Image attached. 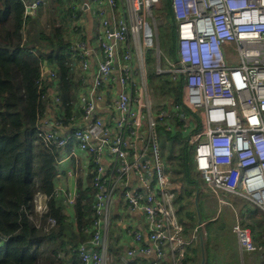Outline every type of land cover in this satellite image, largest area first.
<instances>
[{
	"label": "built area",
	"instance_id": "obj_1",
	"mask_svg": "<svg viewBox=\"0 0 264 264\" xmlns=\"http://www.w3.org/2000/svg\"><path fill=\"white\" fill-rule=\"evenodd\" d=\"M44 1L22 0L24 17L37 16ZM170 4L175 26L171 56L158 40L162 0H69L65 21L58 19L66 26L67 60L80 87L69 116L54 121L41 122L47 115L43 103L50 99L62 108L59 91L40 95L36 134L61 149L59 162L74 156L76 149L90 157L93 233L77 248L81 264L109 263L106 240L117 198L118 222L132 240L118 264H130L135 254L162 264L166 247L172 264H183L187 239L174 206L169 166L159 156L158 119L167 122L176 116L182 122L191 146L192 177L210 196L236 193L264 211V0ZM80 5L96 16L97 47L83 37ZM148 47H155V73L168 75L182 87L185 111L166 97L157 104L160 112L154 113ZM57 77L55 68L42 62L38 86L47 79L57 84ZM97 104L108 110L107 118L99 115ZM55 194L62 204L74 201L75 193ZM234 232L242 251L255 249L249 228L237 225Z\"/></svg>",
	"mask_w": 264,
	"mask_h": 264
},
{
	"label": "trees",
	"instance_id": "obj_2",
	"mask_svg": "<svg viewBox=\"0 0 264 264\" xmlns=\"http://www.w3.org/2000/svg\"><path fill=\"white\" fill-rule=\"evenodd\" d=\"M162 7L169 13L167 24L169 31H173L174 52L175 26L170 0H162ZM29 20L24 17L22 0H0V264H81L77 248L91 239L93 233L90 176H85V180L78 178L72 215L66 214L55 194L61 149L36 134L40 95L47 91L45 83L39 87L37 82L42 62L47 60L55 66L66 117L76 102L80 82L67 60L69 42L63 38L65 30L61 24L41 35L44 48L36 51L23 39ZM156 79V93L180 104L181 111H185L180 84L166 74L157 75ZM171 118L170 122L156 124L158 143L166 150L171 180L174 184L179 182L182 188L191 182L197 185L191 173V146L184 136L182 122L176 116ZM37 193L45 197L39 224L30 216ZM185 206L183 203L177 208L184 229L190 218V213L183 210ZM149 262L140 255L138 261L130 260V264Z\"/></svg>",
	"mask_w": 264,
	"mask_h": 264
},
{
	"label": "crops",
	"instance_id": "obj_3",
	"mask_svg": "<svg viewBox=\"0 0 264 264\" xmlns=\"http://www.w3.org/2000/svg\"><path fill=\"white\" fill-rule=\"evenodd\" d=\"M79 12L84 17L83 29L84 34L83 37L87 39L88 43L92 44L94 47H97V43L94 40L93 28L97 22L96 16H94L93 10L83 9V6H79ZM40 17L35 16L28 21L26 24V42H28V46L35 49L36 51H40L44 48L42 46V42L40 37L42 34H46L52 29V24L50 25V30L46 31L43 28V25L40 24ZM58 23V20L55 24ZM63 30L66 29V26H62ZM96 43V44H95ZM48 67L55 68L53 63L44 60ZM94 63L91 65L90 75H93ZM47 93L55 92L58 90V83L51 82L48 79L45 81ZM116 89H119L116 86ZM77 99H75L76 101ZM74 101V102H75ZM45 107V111L47 115H44L41 119L43 122L45 119L48 121L58 120L60 117L64 116V111L61 107L54 105L50 99H47L46 102L43 103ZM97 112L104 119L107 118L108 110L102 106V104H97L96 106ZM61 132L64 131V128L59 129ZM73 146V145H71ZM62 153V152H61ZM57 167V176H56V184L55 188L59 192H72L76 195L75 186H77V180L81 177L85 180V176H90V167L91 160L87 153L76 149V154L69 159L59 162ZM91 183V176H90ZM197 185L194 186L192 182L189 185H184L183 188L181 184H174V191L176 192V196L174 197V206L176 209V214L178 216V207H180L183 203H185V207H183L184 212L190 213V218L187 217L185 221H187V227L184 229V236L187 239V244L185 245V253H184V264H258V259L262 257L261 253H257L256 250L260 251L264 249V215L255 205L248 204L251 202L244 196H239L236 193L223 192V196H230L228 201L223 198V196H218L213 198L210 196L208 190L204 187L203 183L197 181ZM183 189V191H182ZM206 193L217 202L215 204L207 200L204 196ZM43 196V195H42ZM190 196H194L192 200H189ZM65 198V196H62ZM180 197H183L181 200ZM234 198H239L240 201L234 200ZM45 197L43 196V205ZM220 201H225V204H220ZM58 203L66 208L64 212L68 215H72V204H62L61 198L58 197ZM245 201L247 203L239 204V202ZM120 205V201L117 198L115 200V204L112 208V213L110 216V225H109V234L107 238V247H108V256L109 263L110 259L113 258L114 262L112 264H118L120 259V254L125 249L132 247V240L129 235H127L122 226L118 222L119 212L118 207ZM192 206V208L189 206ZM235 206L239 207V212L241 215L239 216L240 224L242 219L245 224L252 228L253 233L251 231L252 239L256 248L252 251H242L238 245L237 237L234 234L233 246L229 251L224 249V246L221 244L222 236L218 230L215 229L216 225L213 221L217 220V217L222 215L223 220H226V215H229L231 210L236 212ZM207 214L208 217L202 218L201 216ZM133 218L142 219L139 214H133ZM180 221V220H179ZM182 223V222H181ZM191 226H189V224ZM184 226V225H183ZM142 224L138 225V228H141ZM143 244H149L143 242ZM166 261L163 264H172L171 256L166 247ZM134 259L138 261L139 254H135ZM141 259H145L142 258Z\"/></svg>",
	"mask_w": 264,
	"mask_h": 264
},
{
	"label": "rangeland",
	"instance_id": "obj_4",
	"mask_svg": "<svg viewBox=\"0 0 264 264\" xmlns=\"http://www.w3.org/2000/svg\"><path fill=\"white\" fill-rule=\"evenodd\" d=\"M69 0H45L44 3L41 4V6L38 9V13L37 16L40 17V24L43 25V28L46 31H49L50 29V25L52 24V26L55 25L56 19L61 18V21H65V15L67 13L66 8L68 5ZM158 12H160L161 17L163 16L164 20L161 24H159L158 28H159V42L161 44V46L163 47L164 52L166 53L167 56H171L172 52H173V46L171 45L172 42V33L169 31L168 29V17H169V13L168 11H166L163 7L161 9L158 10ZM163 13H166L165 15ZM95 16V15H94ZM32 19V18H31ZM167 31H169V34H167ZM146 62H147V68H148V74H147V79H148V84L151 86L152 90V96L153 99L156 101V106L154 108V113L158 114L160 112V106L157 105L160 101L161 98H165V96H161L159 94H157L156 92V83H157V79L156 76L157 74L155 73V47H148L146 50ZM160 83H163L160 81ZM158 85V84H157ZM172 87H174V85H172ZM196 119V118H195ZM173 120V118L169 119V122ZM161 120H157V126H160V122ZM184 132V131H183ZM176 146V142L174 143ZM158 150H159V156L161 158V160L163 161L165 167L168 165V161H166L165 158V153L166 150L164 148L163 145H161L160 143H158ZM196 181L199 182L198 179H196ZM173 182V181H172ZM196 186V185H194ZM176 196V192L174 191ZM208 201H210L212 203V201L217 204V202L215 200H213L208 193H206L204 195ZM230 196H223V198L226 200V202L228 201V198ZM241 197V196H240ZM192 198H194V196H190L189 200H192ZM216 198V197H213ZM248 200H250L251 202H248V204L253 203V205H256L255 201H253L250 198H247ZM234 200L236 201H240L239 198H234ZM247 203L245 201L239 202V204H244ZM192 208V206L190 205L189 208ZM258 209H260L259 207H257ZM63 209L65 210L66 208L63 207ZM236 212L231 210L229 215H226V220H223L222 215L217 217L216 221H213L214 224L216 225L215 229L218 230V232H220L221 236H222V240H221V244L224 246V249H226V251H229L232 246H233V241H234V228L238 225V226H243L244 228L247 227L249 228L250 232H251V228L249 226H247L244 222V220L242 219V222L240 224L239 221V216L241 215V213L239 212V207L235 206ZM44 211V207H43V196L39 193H37L34 196V200H33V211L32 214H30L31 218L34 220L35 223L39 224L40 223V218H41V214ZM260 211L262 212V214L264 215V211L262 209H260ZM202 218H206L208 217L207 214L202 215ZM51 225V223H50ZM234 232V234H233ZM236 235V234H235ZM107 242V241H106ZM256 248V246H255ZM257 253H261L262 257H260L258 259V264H264V249H261L260 251L256 250ZM110 264V263H107Z\"/></svg>",
	"mask_w": 264,
	"mask_h": 264
}]
</instances>
